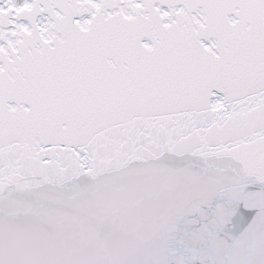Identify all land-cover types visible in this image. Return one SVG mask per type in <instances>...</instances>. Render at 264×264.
Instances as JSON below:
<instances>
[{"label":"snow or ice","instance_id":"6c2138e0","mask_svg":"<svg viewBox=\"0 0 264 264\" xmlns=\"http://www.w3.org/2000/svg\"><path fill=\"white\" fill-rule=\"evenodd\" d=\"M0 264H264V0H0Z\"/></svg>","mask_w":264,"mask_h":264}]
</instances>
